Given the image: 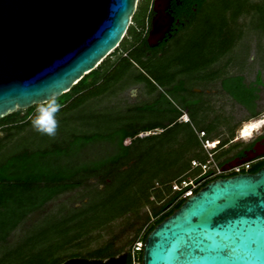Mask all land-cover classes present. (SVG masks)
<instances>
[{
  "label": "water",
  "instance_id": "1",
  "mask_svg": "<svg viewBox=\"0 0 264 264\" xmlns=\"http://www.w3.org/2000/svg\"><path fill=\"white\" fill-rule=\"evenodd\" d=\"M136 2L0 0V118L58 97L97 67L124 37ZM169 21L156 23L149 45ZM140 253L139 264H264V166L208 180L147 233Z\"/></svg>",
  "mask_w": 264,
  "mask_h": 264
},
{
  "label": "trees",
  "instance_id": "2",
  "mask_svg": "<svg viewBox=\"0 0 264 264\" xmlns=\"http://www.w3.org/2000/svg\"><path fill=\"white\" fill-rule=\"evenodd\" d=\"M206 1L184 0L187 5L186 10H178L176 16L184 14L188 18L187 24H191ZM249 10L264 19V0L258 3H248V0H225L221 9L223 14L229 12L228 19L230 21ZM221 23L216 28L215 34L219 29L227 27V18L223 17ZM262 28L264 31V26ZM127 32L132 34L131 29H128ZM137 37L139 38V36ZM200 38L201 41L194 52L195 55L185 56L180 61H200L203 59L204 52L199 46L206 38L210 37L203 34ZM124 40L121 41L119 47L124 44ZM123 49L126 48L123 47ZM142 56L143 51L141 50L128 51L117 65H113L114 63L107 64V59L104 58L97 67L85 74L67 92L41 104L44 106L54 102L60 105L58 111L55 112L56 116L58 113L71 111L90 97L106 92L126 75H130L133 82L143 83L148 92L157 90L156 79L159 81V86L168 85L174 79L175 75L169 72L167 64L157 65L151 57L144 59ZM132 67H136L137 71L131 73ZM255 82L256 84L261 83L259 75L256 76ZM256 84H250V117L257 115V112L254 111V102L258 98ZM158 95V101L161 102L164 95L162 92ZM238 100L242 102V99ZM154 105H157L156 98L144 107L152 108ZM160 105L162 107V104ZM33 109L34 107L30 110L28 108L18 109L8 113L0 118V127L13 130L14 133L20 132L25 126L31 124V120L37 115V113H32ZM168 109L171 108H161L162 111H168ZM177 114L160 115V119L168 118L170 123L173 122L168 126L159 122L148 125L138 124L134 120L128 119L126 121L120 120L107 131L97 129L90 132L67 133L60 140L56 139L51 146L34 150L23 149L13 152L5 160L0 161V241H4L28 214L39 209L58 194L83 185L91 177L97 178L103 185L102 188L91 189L90 196L82 207L92 203L94 209L83 212L77 210V212L67 215L63 220L65 233L75 231V241L91 230L101 228L108 222L129 212L137 214L145 202H150L148 199L149 190L155 181L165 186L167 192H172L171 185L167 183L185 177L192 159L200 162L205 160L198 151V148L201 147L198 131H203L205 137L213 139L210 136L212 131L208 126L200 125L193 115H190L187 121H175ZM57 124H60V121H57ZM155 128H159L161 131L143 137L137 136L139 132L150 131ZM125 138H130L129 144H124ZM97 140L111 142L115 147V152L110 156L89 163L77 165L63 163L64 159L74 155L84 144ZM225 141L219 140L220 143ZM148 155H153V158L146 159L145 157ZM258 167L259 165H256L252 171H256ZM206 182H203L195 191ZM95 195H97V199L93 200ZM177 195V192L171 193L158 211L153 213L155 216L153 221L143 227L140 238L142 241L158 222L180 206L184 199H176ZM160 196V193L156 194L157 198ZM50 220V226L45 228V232L49 229L56 230L55 225L58 224V218H51ZM86 225L87 228H84ZM57 234L55 233L54 236ZM30 237L26 239L24 245L31 242ZM111 247V243L108 242L86 256L73 251L67 258L74 256L105 258L115 255L110 251ZM30 249L33 247L30 246ZM33 254L31 258L28 257L29 253H20L13 258H7L8 255L5 254L0 258V261L6 260L3 264H10L11 259L15 261V264H59L64 260H58V255L45 254L39 250ZM139 258L141 259V253ZM125 264H131L129 250L126 251Z\"/></svg>",
  "mask_w": 264,
  "mask_h": 264
},
{
  "label": "rangeland",
  "instance_id": "3",
  "mask_svg": "<svg viewBox=\"0 0 264 264\" xmlns=\"http://www.w3.org/2000/svg\"><path fill=\"white\" fill-rule=\"evenodd\" d=\"M224 1L207 0L194 21L191 24L184 25L167 42L163 55L153 60L157 65H165L167 63L175 65V63H171L173 61H178L182 64L180 60H183L185 56H193L192 54H194L198 48V43L201 41L200 36L203 34L209 35L210 38H206L199 46L200 48L203 46L207 47V45H216V28L222 24L223 17L227 18V27L223 29H233V37L230 38L228 43L232 45L230 49H233L232 54L238 65V67L233 68L234 71L241 75L245 84L250 83L255 85L257 75H259L261 83L256 84L258 98L254 102V110L257 112V115L254 117H250L248 111L239 104L234 103L226 95L216 93L217 83L212 82L203 85V88L211 92L208 98H206L207 100L202 99V96L185 92L184 96L188 99L197 98L196 104L188 110L189 118L190 115H193L200 125H207L208 121L212 119L215 120L213 123H217V125L214 123L217 126V130L210 133V136L213 137L212 140H229L236 135V132L226 130V126L229 127L233 124L235 130L238 129L239 131L243 123L253 118H259L264 114V31L262 30L264 19L259 17L257 13H252L249 10L248 12L241 13L235 20L230 21L228 19L229 12L223 14L221 11ZM261 1L248 0V3H258ZM137 16L138 14H136ZM125 37L124 35L122 39ZM115 51L105 58L107 59V64L114 63L118 57ZM187 67L183 64L177 74L182 77L186 86L197 84L195 87H200L198 84L204 82L202 76L195 72L190 74L188 70H191ZM130 71L134 73L137 71V68L132 67ZM156 81L159 84L157 79ZM158 84H156L157 90L148 92L147 87L143 83L133 82L130 75L123 76L106 92L84 100L71 111L56 114V122L60 121V124H57L56 132L53 136L37 132L32 124L25 126L23 130L16 133L13 130L2 128L0 135V161L5 160L13 152L23 149L34 150L51 146L56 139L60 140L67 133L90 132L97 129L107 131L120 122V120L126 121L128 119L144 125L157 122L161 120L160 115L164 116L174 113L171 109H168V111L161 110V102H165L166 97L171 96V93L168 90L169 84L164 86H159ZM161 92L164 97L159 102L158 94ZM155 98L157 105L152 106V108L144 107L153 102ZM204 101L209 103L210 109L203 106ZM37 105L35 104L28 109L30 110ZM134 107L137 108L131 110ZM182 115L184 116L183 113ZM181 120L183 121V119ZM211 124L207 125L208 128ZM261 126L263 128L264 123ZM257 130L252 132V134L257 133ZM160 131L161 129L155 128L150 131L139 132L137 136L143 137ZM198 133H201L200 130ZM124 143L129 144L130 138H125ZM198 151L202 155L201 157L206 158V154L201 147L198 148ZM114 152L115 147L111 142L97 140L84 144L74 155L64 159L63 163H70L72 165L89 163L96 159L110 156ZM225 152V150L216 152L213 159H221ZM145 158L150 160L153 158V155H148ZM145 158L144 160H146ZM188 168L183 178H191L199 172V168L197 167L190 166ZM102 185L97 178L91 177L83 185L58 194L39 209L28 214L17 224L4 241H0V258L5 254L8 255L7 258H13V256H17L20 253H29L28 257L31 258L34 255L33 252L39 250V252H44L45 254L58 255V260H62L66 259L73 251L86 256L108 242L112 245L110 251L115 254L128 251L132 243L141 238L143 227H146L155 218L153 213L157 212L159 207L166 202L169 195L173 193L167 192L165 186L155 181L153 187L149 190L148 199L150 202H145L139 208L137 214L129 212L108 222L101 228L91 230L88 234L79 238L77 244V241L74 240L75 231L72 230L70 233H65L63 220L67 215L77 212V210H81V212L84 210L92 211L94 209L92 203L83 207L82 205L88 200L91 189L102 188ZM159 193L161 196L157 198L156 194ZM96 199L97 195L93 196V200ZM51 218H58V224L55 225L56 230L49 229L45 232V228L50 226ZM84 228H87V225ZM54 232L58 234L54 236ZM28 237L31 238V242L28 245H24ZM30 246L33 249H30ZM5 261L1 260L0 264L5 263ZM10 264H15V261L11 259Z\"/></svg>",
  "mask_w": 264,
  "mask_h": 264
},
{
  "label": "flooded vegetation",
  "instance_id": "4",
  "mask_svg": "<svg viewBox=\"0 0 264 264\" xmlns=\"http://www.w3.org/2000/svg\"><path fill=\"white\" fill-rule=\"evenodd\" d=\"M186 7L187 5L184 3V0H168L167 2L163 0H137L130 24L125 33V42L123 45H120V47L118 45V47L115 48L117 49L115 52L118 57L115 59L113 65H117L122 56H125L128 51H133L135 49L143 51L142 58L144 59L149 57L155 59L156 57L162 56L167 42L178 32L179 29L187 24L188 18L184 14H182V16H176L178 10L185 11ZM136 14H138L137 17ZM169 18H171L170 21ZM160 21H169V26L164 32L162 38L156 41V45H149L148 41L149 39H152L150 35L153 32L154 26ZM128 29H131L132 31L131 35L128 34ZM232 31L233 29L229 28L219 29L217 31V44L201 47L204 54L202 55L203 59L200 61L188 60L182 62V64L178 61L171 62L175 63V65H169L167 63L169 72L173 73L175 76L168 86L171 96H167V101H162L161 104L162 107L171 108L172 112L178 113L175 121H182V113L188 120V110L196 104L197 98L194 97L188 99L184 96L185 92L202 96V99L207 100L206 98H208L211 92L208 89L203 88V85L212 82L217 83L218 85L217 90L215 91L216 93L226 95L230 100L242 106L250 114V83L245 84L241 75L236 73L233 69L238 67V65L232 54L233 49H230L232 45L228 43L230 38L233 37ZM137 36H139V38ZM123 47L126 49H123ZM183 64L188 66L187 68H190L191 71L188 70L190 74L195 72L202 76L204 82L198 84L202 88L195 87L197 84L190 86L184 84L182 77L177 74ZM238 99H242V102ZM203 106L210 109V105L207 101L203 102ZM213 121L215 120L212 119L207 123V125L212 123L209 125L211 131L217 130V123L214 122L215 125ZM158 122L166 126L173 123H170L168 118H162L156 123ZM226 128L228 131H235L236 135L223 143H220L218 140V144L214 149V154L221 150L226 151L224 156L217 160L220 166H226L227 169H230L235 165L251 161V165L241 172H255L252 171V169L256 165H259L258 169L264 166V127L262 128L261 126L260 129L257 130V133H253L247 138L238 137V129L235 130L233 124L229 127L226 126ZM1 130L2 128L0 127V132ZM232 174L235 173H229L228 175Z\"/></svg>",
  "mask_w": 264,
  "mask_h": 264
},
{
  "label": "built area",
  "instance_id": "5",
  "mask_svg": "<svg viewBox=\"0 0 264 264\" xmlns=\"http://www.w3.org/2000/svg\"><path fill=\"white\" fill-rule=\"evenodd\" d=\"M118 47V45H117ZM43 106L42 104H38L34 109L32 110V113H37V109ZM183 121H187V118L185 115L182 117ZM201 133L198 134V138L200 141V146L203 149L204 153L206 154V158L203 162H200L198 160L192 159L190 161V166L194 168H199V172L193 176L188 178H180L173 180L171 185V191L173 193L177 192V198L185 199L187 196H189L192 192L195 191L197 187H199L203 182L211 180L214 177L218 176H226L229 173H238L242 170H246L249 165H251V161H246L240 165H235L231 167L230 169H222L219 163H217L214 159V149L216 148L218 144V140H216V144H213L215 140L209 139L205 137V134L203 131H200ZM125 144V143H124ZM141 239H138L132 243L131 248L129 249L130 258H131V264H139L140 263V250H141Z\"/></svg>",
  "mask_w": 264,
  "mask_h": 264
},
{
  "label": "clouds",
  "instance_id": "6",
  "mask_svg": "<svg viewBox=\"0 0 264 264\" xmlns=\"http://www.w3.org/2000/svg\"><path fill=\"white\" fill-rule=\"evenodd\" d=\"M60 105L54 102L40 106L37 109V115L31 120L33 128L41 133L48 136L55 135L57 122L55 119V112L58 111Z\"/></svg>",
  "mask_w": 264,
  "mask_h": 264
},
{
  "label": "bare ground",
  "instance_id": "7",
  "mask_svg": "<svg viewBox=\"0 0 264 264\" xmlns=\"http://www.w3.org/2000/svg\"><path fill=\"white\" fill-rule=\"evenodd\" d=\"M264 123V114L259 118H253L241 125L238 131V137L247 138L252 135V132L257 130ZM216 140L213 144H216Z\"/></svg>",
  "mask_w": 264,
  "mask_h": 264
},
{
  "label": "crops",
  "instance_id": "8",
  "mask_svg": "<svg viewBox=\"0 0 264 264\" xmlns=\"http://www.w3.org/2000/svg\"><path fill=\"white\" fill-rule=\"evenodd\" d=\"M217 163H219L217 160H215Z\"/></svg>",
  "mask_w": 264,
  "mask_h": 264
}]
</instances>
